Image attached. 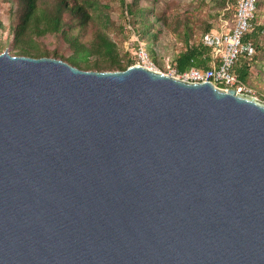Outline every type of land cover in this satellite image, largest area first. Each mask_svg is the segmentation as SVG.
<instances>
[{"label": "water", "instance_id": "1", "mask_svg": "<svg viewBox=\"0 0 264 264\" xmlns=\"http://www.w3.org/2000/svg\"><path fill=\"white\" fill-rule=\"evenodd\" d=\"M0 264H264V102L5 47Z\"/></svg>", "mask_w": 264, "mask_h": 264}, {"label": "rangeland", "instance_id": "2", "mask_svg": "<svg viewBox=\"0 0 264 264\" xmlns=\"http://www.w3.org/2000/svg\"><path fill=\"white\" fill-rule=\"evenodd\" d=\"M42 1L50 4L56 0H39V4ZM67 1L69 4L73 2ZM94 1L98 2L99 10L85 25H80V19L73 17L69 12L63 14L67 39L76 38L86 49H90L93 43L96 44L97 36L104 35L114 44V50L106 56L96 54L89 58L91 63L101 65H107L111 60L126 65L131 60L129 67L144 66L146 63H143L137 54V48L142 46L145 52L141 54L164 71L174 63L181 52L185 51V39L189 44H200L207 33L225 32L232 24L237 2V0H140L135 7L141 8L143 15L134 18L126 12V5L131 4L133 0ZM258 2L253 23L254 26L264 27V0ZM23 7V0H0V52L3 53L6 47L10 55L16 56V49L24 48L69 64L66 59L76 54L62 34L41 35L29 30L16 38L15 28ZM133 22L136 28L143 27L149 35L138 38L132 29ZM252 42L253 54L246 58L250 62V70L245 85L251 90V97L264 102V31ZM17 56L36 58L33 53Z\"/></svg>", "mask_w": 264, "mask_h": 264}, {"label": "trees", "instance_id": "3", "mask_svg": "<svg viewBox=\"0 0 264 264\" xmlns=\"http://www.w3.org/2000/svg\"><path fill=\"white\" fill-rule=\"evenodd\" d=\"M140 0H133L129 5H126V12L131 17H142V9L135 7L139 4ZM24 7L22 13L18 17V23L15 28V36L18 38L26 31H34L38 34H62L66 40L74 48L76 55L66 59L70 65L81 70H94L99 72L108 71H124L131 65V60L126 65H121L118 61L111 60L107 65H101L100 63H91L89 58L96 54L109 55L114 50V44L111 43L104 35L97 36L96 44L93 43L90 49H86L82 43L76 38L67 39L64 32L63 14L69 12L73 17L80 19V25L87 24L95 13L99 10V4L94 0H73L72 3H68L67 0H56L50 4L43 2L39 4V0H23ZM258 0L256 6L258 4ZM133 22V32L139 37H146L149 32L142 28H136ZM264 31V27L254 26L252 30L245 35L243 44H251L254 47L253 39H255L260 33ZM137 46V45H136ZM186 49L181 52L173 65L179 72H183L189 68H209L212 63L211 49L200 44H189L185 39ZM15 55H29L34 54L36 58L47 57L46 54L38 51H29L24 48L16 49ZM1 53V52H0ZM248 54L242 52L235 66L233 68L234 74L238 81L242 84H246L247 76L250 70V62L246 59Z\"/></svg>", "mask_w": 264, "mask_h": 264}, {"label": "built area", "instance_id": "4", "mask_svg": "<svg viewBox=\"0 0 264 264\" xmlns=\"http://www.w3.org/2000/svg\"><path fill=\"white\" fill-rule=\"evenodd\" d=\"M257 0H237L233 24L222 33L210 32L204 35L203 45L211 49L212 63L209 68H189L179 72L175 65H170L166 71L160 70L148 60L141 52H145L142 46L137 48V54L146 65H138L149 70L174 77L188 83L210 82L215 87L228 90L233 89L237 93L251 96V90L238 81L234 74V66L242 52L248 56L253 54L251 44L244 45L243 39L253 28Z\"/></svg>", "mask_w": 264, "mask_h": 264}, {"label": "crops", "instance_id": "5", "mask_svg": "<svg viewBox=\"0 0 264 264\" xmlns=\"http://www.w3.org/2000/svg\"><path fill=\"white\" fill-rule=\"evenodd\" d=\"M232 24H233V20H232ZM232 24H231V25H232Z\"/></svg>", "mask_w": 264, "mask_h": 264}]
</instances>
